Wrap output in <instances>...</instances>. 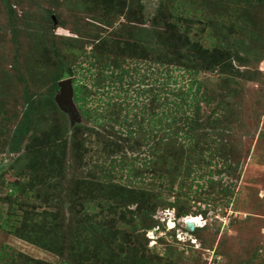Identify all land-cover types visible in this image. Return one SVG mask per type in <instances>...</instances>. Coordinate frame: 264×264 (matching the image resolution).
I'll list each match as a JSON object with an SVG mask.
<instances>
[{"label": "rangeland", "instance_id": "1", "mask_svg": "<svg viewBox=\"0 0 264 264\" xmlns=\"http://www.w3.org/2000/svg\"><path fill=\"white\" fill-rule=\"evenodd\" d=\"M83 1L95 9H84L79 0H0V218L7 215L10 192L8 184L14 181L26 187L22 197L30 203L34 202L36 210L41 213L43 209L48 210V204L44 205L48 185H52L53 190L58 187L60 191L72 187L73 196L80 200L79 203L89 195L90 199L94 198L92 202L111 196L108 191L110 188L91 187L90 180L93 178L88 177L90 169L97 171L98 177L103 180L109 174L110 178L106 181L128 184L130 180H142L140 177H131L130 159L137 153L129 152L130 157L124 161L122 157H116L114 162L113 157L98 150L94 133H86V137L83 135L85 152L83 147L76 148L71 144L66 131L75 124L73 125L70 115H61L59 106L61 111H55L50 101V97L56 98L57 91L52 95L51 87L53 76L62 61L78 63V66L88 68L77 72L78 83L84 85L87 109L91 117H100L98 122L112 114L117 115L115 103L119 102L130 103L131 108L137 104V108L130 111L132 115L128 117V122L136 124L142 121L135 113H141L138 103L144 99L141 90L148 85H143L145 82H155L153 86L148 85L151 87L149 100L152 96L159 99L149 105L154 111L146 110L161 114L173 109L172 114L182 117L176 122L178 124H182L186 116L194 115L195 107L189 108L183 104V98L187 94L178 91L179 88L188 89L189 82L183 70L174 66H158L137 58L116 60V57L107 58L108 55L105 54L103 64L108 65L99 63L98 68H91L90 62L93 59L88 60L81 52L85 49L90 53L96 45L94 41H87L94 40L101 31L108 35L111 30L105 32V27L101 30L93 25L95 21L116 24L125 21V16L130 14L140 16L136 12L140 4V7L143 5L145 14L143 26L149 29L151 17L163 2V9L170 12L171 17L173 14H183L188 18V28L192 25L189 33L192 43L211 46L212 53L209 57L214 55V62L225 60L223 85L217 84V71L203 73V76L211 78L209 84L218 89L219 96L210 104L203 102L201 112L206 115L212 113V124L217 126L214 127L217 134L208 136L207 148L220 151L222 159L219 166L227 163L226 159L229 158L232 171L227 172L229 175L225 177V185L229 188L224 192L219 187H206L205 191H200L199 188L197 191V183H192L193 175L185 179L190 186L181 189L180 193L187 191L190 197L181 196L180 203L186 206L189 214L179 217L175 206L160 205L154 217L160 220L162 228L147 231V239H142V246H137L143 253L135 256H142L147 262L145 264H264V0H119L126 7L120 13L121 8H118L117 13L116 7L109 8L111 0H100L102 4L98 7H95L94 0ZM161 19L169 20L167 15ZM149 34L143 30L144 36ZM77 35L80 38L77 41L66 37ZM119 62L121 68L116 69ZM156 75H159L158 81ZM172 76L178 79V84L170 83V80H174ZM192 98L191 93L189 102ZM222 100L226 103L219 105ZM160 101L166 105H159ZM75 103L78 108L77 101ZM26 109H29L31 125L26 136L21 138V152L13 153L9 151L13 144L12 134L23 125ZM79 118L80 124H93L86 116L81 115ZM172 119L173 116L170 115L163 119V123ZM219 119H222L220 122L223 124L217 123ZM243 119H248V128L243 127ZM222 125L225 127L226 139L219 134L224 130ZM234 127L238 132L228 144V128L232 130ZM115 128L119 130L118 125ZM157 132V136L162 135L161 131ZM180 132L184 136L185 130ZM25 145L29 147L26 148ZM23 152L27 154L22 155L21 160L20 154ZM74 152L82 156L85 168L78 169L76 173L70 171L68 175L62 173V179H59L58 174L56 177L50 176L48 170L53 167L57 169V165L64 164L66 156ZM142 152L140 155L146 158V146L142 147ZM210 156L211 150L204 157L209 159ZM71 160L69 158V162ZM22 171L25 173H21ZM144 177L146 184L153 181L157 183L155 193L158 191L162 195L169 194L170 200L176 196L174 192H179L177 185L174 192H168L165 184L159 185V180L153 179L149 174ZM60 194L65 192L61 191ZM58 197L60 198L59 195ZM135 205L130 204V207L133 209ZM27 209H31V206ZM91 212L93 211L85 215L79 209L83 226L93 219L100 222L101 216L95 218ZM32 213L42 217L39 213ZM187 216L191 218H186ZM170 218L176 221L175 227L168 225ZM185 220L201 226H198L199 229L195 226L191 230ZM119 221V217L117 219L111 215L103 222H107L110 227L107 233L111 238L117 240L124 236L130 251L134 240L132 232L122 231L118 226ZM45 224L43 231L48 230V219ZM88 246L91 247L92 244ZM114 249L117 253L120 252L118 247ZM20 254L37 259L43 264H74L72 261L65 263L64 257L31 240L8 233L0 226V264H9L12 259L18 260ZM113 257L115 254L111 251L93 261H86V264H102V258L106 260ZM115 264L126 262L122 257Z\"/></svg>", "mask_w": 264, "mask_h": 264}, {"label": "trees", "instance_id": "2", "mask_svg": "<svg viewBox=\"0 0 264 264\" xmlns=\"http://www.w3.org/2000/svg\"><path fill=\"white\" fill-rule=\"evenodd\" d=\"M79 1H81V6L83 5L82 7L84 9H95L88 6L83 0ZM93 3L95 7L96 5L98 7V5L100 6L102 4L100 0H94ZM122 3L123 2L119 0H111L109 8L116 7L117 10H115V13L118 12V8H121L118 12L120 13L126 8ZM162 5L163 2L159 4L156 12L151 17V27L149 29L143 26L145 23L143 22L145 14L143 5L140 7V4L138 6L136 5L138 7L136 12L137 14L140 13V16L130 14L125 16V21L116 24H108L106 21L96 23L97 21H95L93 25H96L101 30H104V27L106 28L105 32L111 30L108 35H104L101 31L99 36L95 37L94 40L87 41V43L94 41L96 45L95 49L90 53L85 49L83 51L81 50V52L83 55H86L88 60L93 59V61L90 62L91 68H98L99 63L103 64V60H105L103 54H105L108 55L107 58L116 57V60L121 59L122 61H127L128 59L137 58V60L141 59L158 66H174L177 67L178 70H183L185 75H187V82H189L188 89L179 88L178 91L181 94H187V97L183 98V102H185L183 104L189 106V108L195 107L193 116H186L181 122L182 124H178L176 122L182 119V117L178 118L172 114L171 111L173 109L169 113L164 112L160 114V112L158 113L156 111L151 112L154 111V109L152 110V106L150 107L149 105H152L151 103L155 101H159V99L156 96H152L149 100L148 95L151 87L148 85L151 84V86H153L155 82H145L143 85H148L142 87L143 89L141 90V96H143L144 99L138 103L141 113L137 112L138 110L136 111L137 113H135L136 117L143 119L142 121L136 124L128 122V117L132 115L130 111L137 108V104L133 105L131 108L129 105L130 103L124 104V102H119V104L115 103V108L118 109L117 115L112 114V116L105 117L104 121L98 122L100 117H91L90 111L87 109L84 85L80 82L78 83L77 72H81V70L88 68L82 65L78 66V63L72 64L62 61L58 67V71L53 76L51 87V94L54 95L58 90L59 80L72 77L74 101H77L81 115L88 117V119L93 122V124L76 123L72 128L68 129L66 132L71 144L76 146V148L77 146L82 148L85 145L83 135L86 137L88 133H94L99 148L98 150L102 152V154L105 153L108 157H113L114 162H116V157L118 158L120 156L124 161L125 158L130 157L129 152L137 153L133 155V157L131 156L132 158L130 159L132 167L131 177L134 179L140 177L142 180L139 182L130 180L128 184L113 180L106 181L110 178L109 174H106V179L103 180L98 177L97 171L90 169L88 171V177L92 176L93 178V180H90L91 187L100 186L104 189L110 188L108 191H110L111 196L107 195L100 200L98 199L96 202H92L94 198L90 199L91 195H89L86 200L79 203L80 200L73 196L74 192L72 187L61 189V191L65 192V194L62 195L58 187L53 190L52 185H48V195L46 194V202L44 203V205L48 204V210L43 209L41 213L36 210L37 205L34 202L30 203L27 199L22 197V194L26 192L25 186H21V183L18 181L8 184L10 191L9 203L7 215L0 218V226L2 229L8 233L18 235L19 237L31 240L36 244L48 248V250L55 254L64 257L65 263L72 261L74 264H86V261H93L95 258L103 254H109L112 251L115 257L107 258L106 260L102 258V264H115V262L122 257L126 264H145L147 262L144 261L143 257L140 256L136 258L135 254L143 253L137 246L139 244L142 246V239H147V231L154 229L157 231L162 228L160 220L154 217L158 207L160 205L164 207L167 205L175 206L177 208L176 214L179 217L189 214V210L186 206L180 203L181 196L190 197L187 191L183 194L180 193L181 189L190 186L185 179L193 175L192 183H197V191L199 188L200 191H205L204 189L206 187H212L214 189L219 187L220 190L224 192L229 188L228 185H225V177L229 175L227 172L229 173L232 171V164L228 162V160H230L228 158L226 159L227 163H221L219 166L222 154L216 148H207L206 141L209 142L207 140L208 136L212 133L217 134V132L214 131V127L217 126L216 124H212V113L206 115L201 112V105L203 102L205 104H210L211 101H214L215 98L219 96L218 89L209 84L211 78L203 76V73L207 71H217L219 73V81H217V84L223 85L224 82L222 80H224L225 60L214 62V55L209 57L212 53L211 46L207 47L203 44L192 43L189 38L192 25L188 28V18H185L183 14H173V17H171V13L165 11ZM165 13L169 20L167 19L164 21L161 19V17H166ZM59 26L64 27L63 25ZM143 30L148 31L150 33L149 36H144ZM66 37H72L69 38L72 39V41L80 39L79 35L76 37ZM120 63L121 62L115 66L116 69L121 68ZM103 65L107 66L108 64L105 63ZM112 75H114V72ZM172 78L174 80H170V83L175 85L179 83L177 78H174V76H172ZM116 79L119 80L118 78ZM156 79L158 81L159 75H156ZM166 84L172 87L169 82H166ZM191 93L193 98L192 101L189 102ZM50 101L54 110L60 112L61 110H59L55 99L50 97ZM148 101L151 102L149 103ZM221 103L224 105L226 102L222 100L219 102V105ZM158 104L160 105L161 101ZM161 105H166V103ZM146 109H150L151 111ZM61 115L67 116V113L61 111ZM120 115H122V117ZM170 115L173 116L172 121H166L164 124L163 119ZM221 120L222 119L217 120V123ZM243 120V127L245 126L248 128V119ZM249 120L253 121L251 118ZM173 123L177 125L174 126ZM220 123L223 124L222 122ZM238 124L241 126V123L238 122ZM30 125L31 116L29 114V109H26L23 125L12 134L13 144L9 148L10 152H21V138L26 136ZM115 125L119 126V130L115 128ZM222 128L224 130L219 132V134H222V138L226 139L224 125H222ZM182 129L185 130L184 136L180 134V130ZM228 130L227 143L229 144V140L232 142L238 131L235 127L232 130L228 128ZM157 131H161L162 135L157 136ZM190 133H192V135H190ZM145 146L147 147V154L146 158H142L140 154L143 153L142 147ZM25 147L28 148L29 145H25ZM31 149L32 148H29V150ZM82 149H84V152L86 151L85 147ZM209 149L211 150V156L208 159L204 156L208 154L210 151ZM230 151L234 152V149ZM26 154V152L21 153L20 159L23 160L22 155ZM69 158L70 160L72 159L70 162ZM81 158L82 156L78 152H74L66 156V162L64 164L57 165V169H55V167L49 169L48 173L53 177H56V174H58L59 179L63 178V174L66 175L67 173L68 175L70 171L76 173L78 169L85 168L86 166V164L82 165ZM21 173H25V171ZM147 174L151 175L153 179L159 180V185L162 186L165 184V190L168 192H174L175 186L177 185V191L179 192H174L176 195L174 199L170 200L169 194L162 195L158 193V191L155 193L154 189L157 188L156 182H150L149 184H151V186L144 183V176H147ZM201 180L203 182H201ZM48 184H50V182H48ZM133 203L136 204V207L132 209L130 204L132 205ZM29 205L31 209H27ZM78 207L82 209L85 215L93 211L91 213L95 218L101 216L100 222L94 221L95 219H93L91 221L89 220V226H83ZM25 212L30 213L26 214ZM32 212L39 213L42 217L39 218ZM197 214H195V216H198ZM111 215H113L114 218H120L118 226L122 231L130 230V232H132L131 236L134 240L130 251H128V244L124 236L115 240L108 235L107 231L109 232L110 227L107 225V222L103 221ZM186 218H191V216H187ZM43 219H48V230L46 231H43L46 225ZM122 220H125V222ZM200 220H202L201 217ZM196 228L199 229L200 227L197 226ZM67 232H70V235H67ZM88 244H92V246L90 247ZM146 244L148 243L146 242ZM115 247H118L120 252L117 253L116 249H114ZM92 249L94 250L92 251ZM0 263H2L1 257ZM9 264L43 263L32 257L20 254L18 260L12 259ZM48 264L51 263L48 262ZM87 264L95 263L87 262Z\"/></svg>", "mask_w": 264, "mask_h": 264}, {"label": "water", "instance_id": "3", "mask_svg": "<svg viewBox=\"0 0 264 264\" xmlns=\"http://www.w3.org/2000/svg\"><path fill=\"white\" fill-rule=\"evenodd\" d=\"M58 90L56 94L55 101L59 108L66 112L72 118L73 125L80 121V111L77 108V105L74 101V87H73V78L66 77L58 82ZM169 226H174V223L168 222ZM186 225L189 229L193 230L196 224H193L191 221H187Z\"/></svg>", "mask_w": 264, "mask_h": 264}, {"label": "clouds", "instance_id": "4", "mask_svg": "<svg viewBox=\"0 0 264 264\" xmlns=\"http://www.w3.org/2000/svg\"><path fill=\"white\" fill-rule=\"evenodd\" d=\"M170 221H172V222L174 223V225L176 226V224H175L176 221H175L174 219L170 218V219H169V222H170ZM175 226H173V227H175ZM197 226H201V225H197ZM173 227H171V228H173Z\"/></svg>", "mask_w": 264, "mask_h": 264}, {"label": "bare ground", "instance_id": "5", "mask_svg": "<svg viewBox=\"0 0 264 264\" xmlns=\"http://www.w3.org/2000/svg\"><path fill=\"white\" fill-rule=\"evenodd\" d=\"M185 222H186V220H185ZM187 223V222H186ZM193 224H195L194 222H193ZM197 226V225H196Z\"/></svg>", "mask_w": 264, "mask_h": 264}]
</instances>
